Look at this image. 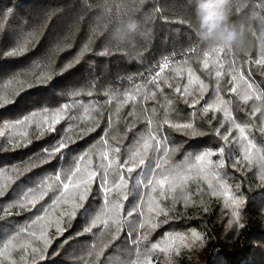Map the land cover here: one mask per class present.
<instances>
[{
    "label": "trees",
    "instance_id": "16d2710c",
    "mask_svg": "<svg viewBox=\"0 0 264 264\" xmlns=\"http://www.w3.org/2000/svg\"><path fill=\"white\" fill-rule=\"evenodd\" d=\"M230 9L231 19L248 24L251 34L256 31L253 16L264 14V0H231ZM127 15H134L141 22L143 35H137L130 44H118L111 38L112 29L117 19ZM194 24L188 0H0V122H15L38 113L27 128L0 127L6 134L0 137V172L3 173L0 184H8L5 195L0 197V252L12 236L25 228L31 230L32 221L46 214L58 193H49L35 207L9 208V205L18 203L24 192L39 187L46 177L72 168L76 158L85 152H91L95 163L102 137L115 139L121 147V158H126L129 150H134L138 142L142 143L141 137L147 135L145 120L150 118L154 125L163 119L193 123L194 128L189 130L160 129L173 163L225 146L223 157L217 155L218 161H225V167L221 170L224 176L221 188L210 189L200 183L202 191L190 203L179 196L163 201V206L171 211L157 219V228L145 233L141 248L156 243L167 245L169 237L182 236L187 238L188 246L177 241L178 255L174 251H155L154 264H264V168L259 164H234L241 157L242 148L231 143L225 145L216 134L221 124L227 128L231 122L218 111L203 114L205 107L222 97L230 101L231 115L237 122L264 126L261 125L264 117L259 113L253 120L246 115L254 107L264 110V97L243 104L237 94L229 91L231 78L236 76L240 95L248 91L244 81L252 84L256 94L264 93V65L255 63L264 58V47L253 43L244 52L221 53L222 67L210 63L205 69L204 53L216 46L200 40ZM20 44H25L22 54H2ZM169 58L170 62H165ZM162 65H167L163 71ZM217 71L222 73L219 80L215 76ZM189 72L194 74L193 79L199 77L203 81L205 90L195 92L198 85H190L193 96H181L175 88L189 84ZM241 75L244 81L240 80ZM153 78L159 90L156 84L149 83ZM137 89L144 94L155 91V100L141 95L137 103L119 109L115 101L109 103L110 97H121ZM194 99L199 103L191 107ZM65 104L71 106L65 117L73 119L65 118L56 125V131L38 135L39 114L45 109L55 112ZM89 105L98 109V114L94 113L95 123L81 119ZM23 131L29 133L26 146L16 147ZM249 136L257 146V154L264 156V135L252 128ZM61 140L67 144L62 153L56 157L44 153ZM162 154L150 153L153 161ZM146 174L150 178L148 167L128 178V200L121 201L124 212L141 203L142 198L145 200L150 189L143 183L138 186L137 181H143ZM112 179L110 176L109 180ZM98 184L99 180L92 184L84 209L72 218L64 217L59 225L62 231L50 228L47 245L43 242L37 245L43 253L24 264H79L93 243L97 250L111 243L110 232L101 235L99 230H94L82 234L91 216L103 204L104 194ZM224 184L243 201L239 208L230 206L229 198L223 195ZM193 186L197 189L196 184ZM65 210L68 209L61 206L55 211ZM137 219L133 216L129 223ZM127 231L126 224L120 239L107 249L108 259L101 264L131 254ZM194 233L201 239L197 240ZM3 259L7 264L9 257Z\"/></svg>",
    "mask_w": 264,
    "mask_h": 264
},
{
    "label": "snow or ice",
    "instance_id": "6c2138e0",
    "mask_svg": "<svg viewBox=\"0 0 264 264\" xmlns=\"http://www.w3.org/2000/svg\"><path fill=\"white\" fill-rule=\"evenodd\" d=\"M251 31V28H249ZM255 32H253V35ZM26 44V40H25ZM25 44H20L17 48H14L8 52L2 53L6 56L20 55L25 51ZM231 49L227 46H216L210 51L204 53L203 67L209 68L210 63L217 64L222 67L219 57L221 53L228 55ZM255 63L264 65V58L258 59ZM167 67V65L161 66V71ZM160 73H157L159 77ZM221 71H217L215 76L217 80L221 77ZM194 74L189 72V84L183 88L177 86L175 92L181 96H193L194 92L189 91V86L198 85L194 88L195 92H203L205 85L199 77L193 79ZM47 76H45V79ZM240 80L244 81V77L241 75ZM237 80L236 76H232L230 81V93L237 94L241 103L248 104L249 101H258L264 97V93L256 94L253 91L251 83L244 81L247 84V89L244 94L240 95L239 88L235 85ZM150 84H156V78L149 81ZM172 87L171 84L168 85ZM159 90V84H156ZM250 93V94H249ZM141 95L145 99L152 98L155 100L156 92L141 93L140 89H137L134 93L124 94L121 97H110L109 103L116 102L118 109L127 104H135L138 102V97ZM199 103L198 99L192 101L191 107ZM71 106L68 104L63 105L55 112H49L44 110L41 115L39 123L36 124L37 134L43 135L45 132L52 133L56 131V125L59 124L65 118L73 119L72 116L65 117V112ZM209 111H218L223 113L224 117L231 122V125L226 128L225 124H221L219 129H216V134L221 137L225 142V145L231 143L237 148H242V155L239 159L234 161V164L246 165L259 164L261 168H264V156L258 155V149L255 143L249 136V130L254 128L261 135H264V126H254L252 124H244L237 122L231 115L230 101L225 100L222 97H218L214 104L208 105L203 109V114L207 115ZM85 115L81 117L82 120L95 123L94 113L98 114V109L94 105H89L84 108ZM147 113V110H145ZM257 113L261 117H264V110L260 107H254L250 110L248 115L249 120L258 118ZM38 113L33 112L30 116H24L22 119H17L15 122H0V127L6 129L15 128H27ZM131 115V114H130ZM145 124L148 127L146 136L141 137L142 143H137V147L129 150L126 158H121V147L113 139L109 141L106 137H102L100 140L101 150L96 152V162L94 163L91 152H85L76 158L73 163V167L67 171L55 172L52 176L46 177L37 188L28 189L23 193L22 199L18 203L9 205L11 207H35L39 201L44 200L49 193H58L52 200L49 209L43 216H38L31 223V230L25 228L18 232L15 236H12L7 244H3V251L0 252V264H5L3 257L7 256V264H17L19 259L20 264H24L29 259H34L37 254H42L43 249L38 247L41 242L47 245V232L50 228L55 227L57 231H62L59 225L62 224L63 218H72L76 215L78 210L84 209L87 194L91 190V186L94 182L99 180L98 186L102 189L104 194V200L102 206L94 212L91 216L88 225L84 228L82 234L92 233L94 230H99L101 235L110 232L111 243L104 245L97 250V245L93 243L90 245V250L86 251L80 258L79 264H92V258H95V264H101V261L107 260L105 255L107 249L112 247L115 241L120 239V235L124 232L125 225H128L127 236L131 242V254L121 255V258L116 261H111L110 264H154L153 253L160 251L161 253L175 252L179 254L180 246L177 241L184 247L188 246L187 238L182 236L169 237L168 244L162 245L160 243L151 244L150 247L141 248V243L146 239L145 233L147 231L154 230L159 226L156 223L160 216H167L171 209L167 206H163V201L174 199L176 196L183 197V194L189 192L190 186L197 185L196 194H200L202 189L199 187L201 182L206 183L210 189L221 188V182L224 180V176L221 174V170L225 167V161L223 159L219 161H213L212 156L219 155L223 157L225 152V146L219 147L214 152H204L203 154L196 155L191 160H185L179 164H175L170 159V152L165 149L163 141L164 137L160 134L162 127H170L175 130H189L193 129V123H173L169 119H163L162 122H154L152 119H146ZM261 125H264V120H261ZM109 126L111 127V118H109ZM221 129H225L222 132ZM94 130V129H93ZM238 132L239 136H235L234 133ZM22 138L16 147H24L28 141L29 133L23 131L19 134ZM6 134L3 130H0V137H5ZM67 147L64 140H61L53 149H45L44 153L49 157H56L58 153H62L63 149ZM163 153L155 161H153L151 152ZM50 161H45L48 163ZM145 167L149 169V175L146 174L143 181H137V185L143 183L144 186L150 189L148 199L145 201L141 199V203L133 206L127 212L123 210V204L121 201L128 200V193L126 192L127 180L131 177L132 173L142 170ZM0 175H3L0 172ZM113 179L110 181L109 177ZM10 180V177L7 178ZM8 187L7 182L0 184V197L5 195V190ZM223 195L229 198L230 206L239 208L243 203L231 196L230 191L227 190V186H223ZM147 204L146 210L145 205ZM64 206L65 211L56 212L57 208ZM233 215L238 216V213L234 212ZM136 216L139 219L131 221L129 218ZM166 222V221H165ZM196 236L199 240L201 237ZM19 254L17 257L16 254Z\"/></svg>",
    "mask_w": 264,
    "mask_h": 264
},
{
    "label": "clouds",
    "instance_id": "9594fccd",
    "mask_svg": "<svg viewBox=\"0 0 264 264\" xmlns=\"http://www.w3.org/2000/svg\"><path fill=\"white\" fill-rule=\"evenodd\" d=\"M230 4L231 0H188L197 37L210 46H227L236 52H244L253 43L264 47V14L253 16L256 27L253 35L248 24L231 19ZM137 35H143L141 22L134 15H127L115 21L111 38L118 44H130Z\"/></svg>",
    "mask_w": 264,
    "mask_h": 264
},
{
    "label": "rangeland",
    "instance_id": "374dc122",
    "mask_svg": "<svg viewBox=\"0 0 264 264\" xmlns=\"http://www.w3.org/2000/svg\"><path fill=\"white\" fill-rule=\"evenodd\" d=\"M169 60H170V58L167 59V60H165V62H166V61H167V62H170ZM117 77H120V75H117ZM214 151H216V150H213V151H211V152H214ZM211 159H212L213 161H218V156H217V155H216V156H212ZM201 183H202V185L207 186L206 183H203V182H201ZM224 185H225V184H224ZM227 188H228V186H227ZM149 193H150V191H148V193L146 194L145 201H147V199H148V194H149ZM230 193H231V192H230ZM231 196L236 198V195H235L234 193H231ZM179 197H180L183 201H185V202H187V203H190V202L194 201V200L197 198L196 188H195L193 185H191V186H190V190H189V192L184 193V194H183V197H181V196H179ZM146 207H147V204L145 205V210H146Z\"/></svg>",
    "mask_w": 264,
    "mask_h": 264
}]
</instances>
